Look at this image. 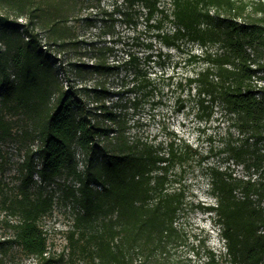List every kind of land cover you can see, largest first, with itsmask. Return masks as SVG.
Instances as JSON below:
<instances>
[{"label": "trees", "instance_id": "obj_1", "mask_svg": "<svg viewBox=\"0 0 264 264\" xmlns=\"http://www.w3.org/2000/svg\"><path fill=\"white\" fill-rule=\"evenodd\" d=\"M170 2L121 0L115 11L136 25L142 18L166 45L199 48L189 53L198 64L187 77L189 93L195 89L209 115L215 107L227 114L237 131L225 147L232 162L210 176L215 202L196 205L214 212L223 245L189 241L182 221L190 203L181 181L189 146L132 131L120 98L109 101L117 92L103 77L120 66L109 59L114 49L93 45L94 60L71 69L56 57L72 35L70 0H0L17 14L0 11V141L20 138L27 146L17 190H2L0 263L21 252L33 264H57L42 225L55 202L45 187L72 177L65 193L76 207L68 236L73 264H217L221 253L264 264V0ZM141 72L129 91L153 87L154 78Z\"/></svg>", "mask_w": 264, "mask_h": 264}, {"label": "rangeland", "instance_id": "obj_2", "mask_svg": "<svg viewBox=\"0 0 264 264\" xmlns=\"http://www.w3.org/2000/svg\"><path fill=\"white\" fill-rule=\"evenodd\" d=\"M44 1H53L55 6L65 4V0H36ZM120 2L70 0L73 9L68 23L72 35L62 46L55 48L56 57L69 68L70 64L79 60L91 63L94 60L93 45L114 49L112 54H108L109 59L119 60L120 66L103 77L109 88L117 92L108 97L109 101L120 98L125 119L132 131L155 141L176 139L182 148L189 146L191 154L184 164L181 181L190 203L182 221L186 225L189 241L198 243L200 239H205L207 245L220 249L223 239L219 225L214 220V212L204 211L196 205L215 202L210 192V176L232 162L226 159L225 147L227 142L236 139L237 131L227 114L215 107L209 115L198 107L195 89L192 90L193 94L189 93L187 77L198 68V64L190 60L189 53L199 51L198 46L184 43L181 48H176L164 44L153 36V30L145 27L142 18L137 25L126 22L120 12L115 11V7H120ZM163 2L171 7L170 0ZM0 11L12 17L17 15L13 6L6 3H0ZM19 20L26 21V17L22 16ZM166 27L169 29L171 22ZM37 29L44 31L40 27ZM130 55H136L137 61L130 62ZM137 69L140 76L136 79L133 75ZM141 71H148L154 78L153 87L151 84L136 92L129 91L134 81L142 77ZM61 78L64 79V76ZM93 81L91 79L89 83ZM119 109H122V105ZM24 125L21 123V126ZM18 127L19 124L15 131L20 129ZM26 149L20 138L0 141V199L2 190L10 194L17 190ZM77 159L79 168H82L84 157L79 150ZM231 168H234L233 164ZM34 177L39 179L38 175ZM74 183L72 177H59L56 182L45 187V191L55 196V202L52 213L43 219L42 225L47 233L49 249L58 260L57 264H73L72 259L68 258V236L76 207L73 200L66 196L65 185ZM39 184H33L32 189L38 191ZM3 216L0 204V221ZM32 260L19 252L0 264H33ZM218 261L217 264H241L232 261L225 253L219 255Z\"/></svg>", "mask_w": 264, "mask_h": 264}]
</instances>
